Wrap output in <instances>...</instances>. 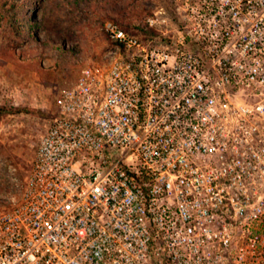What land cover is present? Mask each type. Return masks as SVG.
<instances>
[{
  "label": "built area",
  "instance_id": "2783aa9c",
  "mask_svg": "<svg viewBox=\"0 0 264 264\" xmlns=\"http://www.w3.org/2000/svg\"><path fill=\"white\" fill-rule=\"evenodd\" d=\"M144 25L105 22L102 60L55 97L0 264H264V0Z\"/></svg>",
  "mask_w": 264,
  "mask_h": 264
},
{
  "label": "rangeland",
  "instance_id": "374dc122",
  "mask_svg": "<svg viewBox=\"0 0 264 264\" xmlns=\"http://www.w3.org/2000/svg\"><path fill=\"white\" fill-rule=\"evenodd\" d=\"M173 1L0 0V107L31 110L0 114V212L30 169L55 97L106 53L103 24L140 25Z\"/></svg>",
  "mask_w": 264,
  "mask_h": 264
},
{
  "label": "trees",
  "instance_id": "16d2710c",
  "mask_svg": "<svg viewBox=\"0 0 264 264\" xmlns=\"http://www.w3.org/2000/svg\"><path fill=\"white\" fill-rule=\"evenodd\" d=\"M110 22L116 24L118 27L122 28L124 31L129 32L131 34L146 35L147 32H149V31L145 30L144 20H143V22H141L140 25H132V26H130L129 24L121 25V24H119L118 22H116L114 20H111ZM105 37H106V35H105ZM30 111L31 110H29L27 108H16V109H10L9 108V109H5L3 107H0V114L1 113H19V112L28 113Z\"/></svg>",
  "mask_w": 264,
  "mask_h": 264
}]
</instances>
